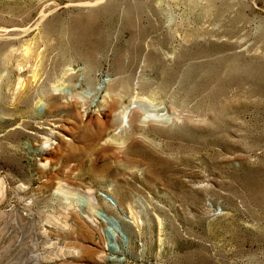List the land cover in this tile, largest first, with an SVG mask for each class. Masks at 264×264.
Listing matches in <instances>:
<instances>
[{"label": "rangeland", "instance_id": "374dc122", "mask_svg": "<svg viewBox=\"0 0 264 264\" xmlns=\"http://www.w3.org/2000/svg\"><path fill=\"white\" fill-rule=\"evenodd\" d=\"M0 264H264V0H0Z\"/></svg>", "mask_w": 264, "mask_h": 264}, {"label": "bare ground", "instance_id": "6f19581e", "mask_svg": "<svg viewBox=\"0 0 264 264\" xmlns=\"http://www.w3.org/2000/svg\"><path fill=\"white\" fill-rule=\"evenodd\" d=\"M130 114H131V111H126L125 113H124V115H123V118H124V120H128V118L130 117ZM132 115V114H131ZM82 118V117H81ZM84 119H85V121L87 120V116L86 115H84V117H83ZM92 119V118H91ZM91 119H88V122H87V124H89V123H92V121H91ZM94 119V118H93ZM83 122V121H82ZM84 123V122H83ZM97 123V122H96ZM82 124V123H81ZM86 123L84 124V125H87ZM94 124V123H93ZM92 125V124H91ZM107 125H108V123H107V121H100L99 120V126L101 127V129L103 128V129H105L106 127H107ZM59 129H62V128H64L62 125H60L59 127H58ZM55 130L57 129V128H54ZM102 131V130H101ZM101 133V132H100ZM60 140H61V144L59 145V146H63V145H65L66 144V139H65V137H60ZM61 148V147H60ZM76 247L77 248H81V245H76ZM101 250H102V248L103 247H99ZM100 249H97V251H99Z\"/></svg>", "mask_w": 264, "mask_h": 264}]
</instances>
